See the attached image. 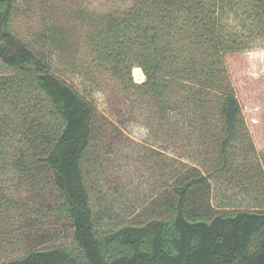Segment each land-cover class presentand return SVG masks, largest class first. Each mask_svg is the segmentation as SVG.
Instances as JSON below:
<instances>
[{
    "label": "trees",
    "instance_id": "1",
    "mask_svg": "<svg viewBox=\"0 0 264 264\" xmlns=\"http://www.w3.org/2000/svg\"><path fill=\"white\" fill-rule=\"evenodd\" d=\"M28 6L0 0V208L18 204L9 194L12 175L38 185L49 178L57 193L52 209L70 219L74 235L70 244L0 264H264V173L227 66V55L264 39V0H131L103 14L81 9L90 53L84 63L48 2L37 26L24 35L15 29L17 13L33 11ZM54 59L84 78L85 92ZM97 70L129 97L151 99L165 126L216 146L204 169L191 164L174 178L157 218L105 228L94 209L85 161L102 137L92 101ZM221 177L246 195L239 205L212 204V181ZM254 190L261 195L250 197Z\"/></svg>",
    "mask_w": 264,
    "mask_h": 264
},
{
    "label": "rangeland",
    "instance_id": "2",
    "mask_svg": "<svg viewBox=\"0 0 264 264\" xmlns=\"http://www.w3.org/2000/svg\"><path fill=\"white\" fill-rule=\"evenodd\" d=\"M20 2L21 6L29 5L33 11L26 15L17 13L15 29L19 33L24 35L30 27L38 25L42 16L47 15L43 8L48 2L55 7L53 17L71 39L76 61L84 63L90 60V53L83 45L84 26L79 11L86 9L103 14L131 0ZM54 60L56 70L83 92L84 78L66 72V66ZM227 66L242 107L243 131L252 142L256 150L254 160L260 163L264 173V39L227 55ZM140 76L137 75V82L144 81V74ZM95 78L99 85L94 84L92 101L102 137L93 142L91 158L85 161L94 209L102 216L101 224L105 228L127 220L157 218L161 212L159 203L167 198L174 178L191 164L196 163L204 169V155H212L216 146L202 147L186 131L177 132L173 126H165L151 99L129 97L106 71L97 70ZM221 178L212 181V204L239 205L237 200L246 195L238 196L242 189L229 183L228 178ZM259 178L255 177L256 184ZM8 186L9 194L18 204L0 208V262L23 255L30 249L72 242L74 229L70 219L52 209L57 193L49 178L38 185L12 175ZM255 195L261 193L254 190L250 197L255 198ZM222 199L226 202H220Z\"/></svg>",
    "mask_w": 264,
    "mask_h": 264
},
{
    "label": "bare ground",
    "instance_id": "3",
    "mask_svg": "<svg viewBox=\"0 0 264 264\" xmlns=\"http://www.w3.org/2000/svg\"><path fill=\"white\" fill-rule=\"evenodd\" d=\"M135 74H136V76L138 75V76H140L141 74L143 75V73H142V69L140 68V67H136L135 68ZM141 77V76H140Z\"/></svg>",
    "mask_w": 264,
    "mask_h": 264
},
{
    "label": "built area",
    "instance_id": "4",
    "mask_svg": "<svg viewBox=\"0 0 264 264\" xmlns=\"http://www.w3.org/2000/svg\"><path fill=\"white\" fill-rule=\"evenodd\" d=\"M133 73H134V75H135V76H134L135 80L139 81L138 77H137L136 74H135V69H134V72H133ZM142 79H143V78H142Z\"/></svg>",
    "mask_w": 264,
    "mask_h": 264
}]
</instances>
